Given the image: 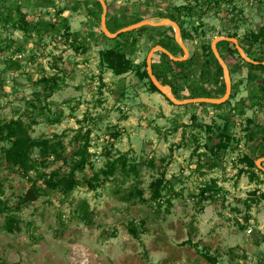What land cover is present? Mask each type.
<instances>
[{
  "label": "rangeland",
  "instance_id": "rangeland-1",
  "mask_svg": "<svg viewBox=\"0 0 264 264\" xmlns=\"http://www.w3.org/2000/svg\"><path fill=\"white\" fill-rule=\"evenodd\" d=\"M104 1L109 32L140 20L176 21L187 62L155 51L151 65L182 97L223 94V74L205 63L215 37H234L247 57L264 61V41L249 39L264 24V0ZM20 14L29 33L15 28ZM101 14L98 0H0V123L19 118L32 137L63 146L60 157L35 149L38 164L28 173L0 155V264H264V172L244 159L264 153V69L242 61L232 42L216 44L229 98L176 105L137 75L156 43L183 54L171 26L109 38ZM110 47L132 60L129 71L115 75L101 64L100 51ZM47 77L58 84L49 96L40 81ZM218 134L230 137L226 147H217ZM85 138L89 156L75 170L77 184L66 193L50 189L43 179L66 174ZM122 154L137 174L104 176ZM33 186L37 198L15 208ZM7 213L19 230H6ZM133 225L142 230L137 237Z\"/></svg>",
  "mask_w": 264,
  "mask_h": 264
},
{
  "label": "trees",
  "instance_id": "trees-1",
  "mask_svg": "<svg viewBox=\"0 0 264 264\" xmlns=\"http://www.w3.org/2000/svg\"><path fill=\"white\" fill-rule=\"evenodd\" d=\"M99 3V2H98ZM174 20V19H172ZM175 21V20H174ZM15 28L18 30H21L25 33H29V25L30 23L28 20H26V15L25 14H20L19 18L14 22ZM150 27V26H142L138 29H135V31H141L142 29ZM118 29V28H116ZM172 30V28L170 27ZM102 34L105 36V34L102 32ZM123 35V33H120L117 37ZM115 37V38H117ZM174 36H171V39L173 41ZM249 39L252 42H257V41H264V24H262L257 32H251ZM221 42H227L231 43L225 40H221L217 42V44ZM159 44L165 48L168 49L167 45L162 44V43H156ZM154 44V45H156ZM179 47V46H178ZM180 49V48H179ZM170 50V49H168ZM231 51L235 54H238V51L234 47V44L232 43V49ZM163 56L166 58L167 55L161 52ZM207 54V60L205 63L214 62L216 65L217 70L222 73V69L216 60L210 45L208 46V50L206 52ZM238 57L244 61L243 58H241L239 55ZM170 63H175V64H185L187 61H173L169 59ZM100 62L104 66H106L108 69H110L115 75H120L123 73H126L133 67V62L132 60L126 56V54L122 51L119 50L118 47H110L104 50L100 51ZM247 65H249L251 68L254 69H264V65L261 63L259 64H253L250 62L244 61ZM143 66L144 68L142 70L137 71V75L139 78H147L149 87L152 91H157V88L152 84L150 81L148 74L146 72V63L145 60L143 61ZM152 67V72L156 76V78L162 83L165 84L164 78L156 72V70ZM43 83V89L46 91L45 94L46 96H49L57 87L58 84L56 82L55 77H47V78H41L40 80ZM222 86L224 87V83H222ZM172 93L174 96L178 99H185V98H191L192 97H198V96H208V97H213V94H210L208 92H198L194 95H187L185 97H182L180 95L179 90L177 87L172 86L170 84ZM224 93V92H223ZM218 96V95H216ZM167 99V98H166ZM201 105H205L207 103H198ZM222 104V103H221ZM221 104H210L213 106H220ZM88 134V132L86 133ZM230 137L226 134H218V142L216 143L217 147H226L228 144ZM262 141H264V135L261 136ZM86 142L84 144L80 145L76 151V155L78 156L77 160H74L73 164L70 166L69 171L66 174H61L58 171H53L50 172L49 176L47 178H44L43 181L44 183L50 188V189H60L62 192H68L71 191L74 186L77 184V180L75 178V170L76 169H82L84 165L88 161V138H85ZM0 142L1 143H6L7 145L0 144V155L2 157L3 162L7 165V167L10 168H17L19 169L22 173H28L30 170H33L36 168L37 164L35 160L32 158V153L35 149L39 151V155L43 157H48V156H56L60 157V152H58L57 148H63L61 142L57 141L55 143L51 142V138H34L30 135L29 133V125L23 122L19 118H11L7 121H4L0 123ZM264 153H261L258 155L256 158H251V157H245L246 165L248 167H255L257 168L255 161L260 157L263 156ZM119 162V166H117V163ZM43 163V162H42ZM127 159L124 154L121 156H118L115 160H112L109 164H107L106 168L101 170V173L104 176H109L113 175L115 172L118 170L124 171V172H133L134 175L137 174L138 170L136 169V166L134 164L129 165L127 168ZM263 173V172H262ZM161 183L160 179L155 180V182L152 184V189H153V198L154 200L159 197V185ZM0 184V193L2 192ZM34 193H37L36 188L33 186L32 187ZM137 194H141L139 191ZM7 211L9 210L8 207L5 208ZM11 210H14L11 208ZM1 211V209H0ZM18 219L16 216L12 213H7L6 216H4V225L5 228L8 232H12L14 230H19V226L17 225ZM129 233L133 237L138 236V232L142 231L137 229L135 225L130 226L128 228ZM194 247H196V244H193ZM204 256L207 259H211L210 256L206 253H204Z\"/></svg>",
  "mask_w": 264,
  "mask_h": 264
},
{
  "label": "water",
  "instance_id": "water-1",
  "mask_svg": "<svg viewBox=\"0 0 264 264\" xmlns=\"http://www.w3.org/2000/svg\"><path fill=\"white\" fill-rule=\"evenodd\" d=\"M101 8H102V14L100 17V25L102 32L108 36L109 38H115L117 37L120 33H124L130 30H135L138 29L142 26H160L163 24H169L174 33V39L178 43V45L181 47L183 51V56L177 57L174 56L171 52H169L166 48L162 47L159 44L154 45L153 47L150 48L148 51L146 58H145V63H146V72L148 74V77L152 84L157 88V90L162 93L168 100H170L172 103L176 105H184L188 103H209V104H221L224 103L228 98L231 90V80H230V75H229V70L227 68V65L225 62L222 60L217 48L216 44L217 42L221 40H225L228 42H232L234 44V47L238 51L239 55L246 61L250 62L253 64H259L261 63L264 65V61H256L253 59H250L247 57L240 45L238 44L237 40L234 37H227V36H218L215 37L212 42L210 43V48L218 61L221 69H222V74H223V79H224V93L220 97H208V96H198V97H191V98H185V99H178L174 96L172 93L171 87L166 84H162L156 76L152 72V67H151V62H152V56L155 51H161L162 53L166 54L169 58H171L174 61H182L185 60L189 54V51L183 41L181 40L180 37V32H179V27L178 24L169 19V18H161L158 21H152V20H140L138 22H134L131 24H128L126 26L120 27L119 29L115 30L114 32H109L106 24H105V19H106V13H107V5L104 0H98ZM264 161V156L259 157L256 161L255 164L258 168H260L264 172V167L260 164V162ZM37 198L36 194L34 193L32 188H28L22 199L17 202L15 208H18L20 204L26 203L28 201H33Z\"/></svg>",
  "mask_w": 264,
  "mask_h": 264
},
{
  "label": "flooded vegetation",
  "instance_id": "flooded-vegetation-1",
  "mask_svg": "<svg viewBox=\"0 0 264 264\" xmlns=\"http://www.w3.org/2000/svg\"><path fill=\"white\" fill-rule=\"evenodd\" d=\"M170 19V18H169ZM172 20V19H171ZM174 21V20H173ZM176 22V21H175ZM175 40V39H174ZM176 42V41H175ZM177 43V42H176ZM178 44V43H177ZM179 46V45H178ZM163 47V46H162ZM180 47V46H179ZM165 48V47H164ZM167 49V48H166ZM180 49H181V47H180ZM168 50V49H167ZM182 50V49H181ZM158 51V50H157ZM169 51V50H168ZM161 52V51H160ZM166 55V54H165ZM181 56H183V54L181 55ZM168 57V56H167ZM177 57H180V56H177ZM169 58V57H168ZM189 58V54H188V56H187V58L185 59V60H182V61H186L187 59ZM169 59H171V58H169ZM172 60V59H171ZM174 61V60H173Z\"/></svg>",
  "mask_w": 264,
  "mask_h": 264
},
{
  "label": "built area",
  "instance_id": "built-area-1",
  "mask_svg": "<svg viewBox=\"0 0 264 264\" xmlns=\"http://www.w3.org/2000/svg\"><path fill=\"white\" fill-rule=\"evenodd\" d=\"M20 57V56H19Z\"/></svg>",
  "mask_w": 264,
  "mask_h": 264
}]
</instances>
